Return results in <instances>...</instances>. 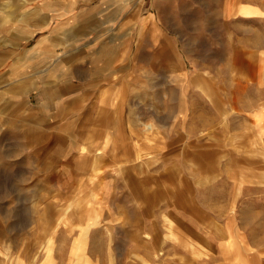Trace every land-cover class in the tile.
Instances as JSON below:
<instances>
[{"label": "rangeland", "instance_id": "374dc122", "mask_svg": "<svg viewBox=\"0 0 264 264\" xmlns=\"http://www.w3.org/2000/svg\"><path fill=\"white\" fill-rule=\"evenodd\" d=\"M37 1L0 0V264L206 255L210 244L180 229L169 195L230 185L235 211L241 185L264 184L261 0H78L104 8L106 27L88 30L105 34L89 51L96 61L72 73L86 95L60 97L39 89L27 28ZM68 54L52 51L49 63ZM218 227L209 229L224 236ZM181 231L184 249L201 253L167 255L166 237L177 243Z\"/></svg>", "mask_w": 264, "mask_h": 264}, {"label": "crops", "instance_id": "0c3cea01", "mask_svg": "<svg viewBox=\"0 0 264 264\" xmlns=\"http://www.w3.org/2000/svg\"><path fill=\"white\" fill-rule=\"evenodd\" d=\"M77 1L39 0L35 3V17L27 28L28 32L33 31L36 35L31 47H34L37 57L35 64L43 67L40 77L43 81L39 86L42 96L43 89L52 90L58 97L87 93L83 80L73 81L72 73L77 69L81 72L86 63L96 61V57L89 51L92 46H100L99 40L105 30L99 27L98 34L97 31H91L90 34L88 28L90 26L92 29V26L99 22L106 27V21L101 18L100 12L104 8L99 4L81 9L77 7ZM261 3L264 5V0H261ZM260 15V18L264 19V11ZM262 28L259 29L261 33L264 31ZM96 40L98 43H95ZM52 51L60 55L64 52L70 54L56 63H49ZM33 80L35 84H40L36 77ZM175 191L174 195H169V207L178 209L172 213L178 217L180 229L198 233L200 237H195V243H202L204 238L211 249L206 251V255L200 256L201 258L194 257L190 263L174 264H239L234 259L238 248L242 249L244 254L259 259L260 264H264V184L241 185V194L234 200V203L240 202L236 204L235 211L228 207V203L234 199L231 195L234 189L230 185L207 183L197 187L184 186ZM216 225H219L218 228L224 236H216L211 232L210 229ZM178 238L177 243H172L166 237L167 255L190 257L192 253H201L202 249L198 246L184 249L182 243L190 238L182 231Z\"/></svg>", "mask_w": 264, "mask_h": 264}, {"label": "bare ground", "instance_id": "6f19581e", "mask_svg": "<svg viewBox=\"0 0 264 264\" xmlns=\"http://www.w3.org/2000/svg\"><path fill=\"white\" fill-rule=\"evenodd\" d=\"M138 1H139V0H138ZM250 12H251V11H250L249 9H248V10L246 9V10H243V11H242V13H244V14H245V13H250ZM197 82H198V81H197ZM84 150H85L84 148H82V147L80 148L81 153H83ZM98 152H99V151H98ZM85 229L87 230V227H86ZM84 234H85V233H84ZM49 242H50V241H49ZM79 259H80V258H79Z\"/></svg>", "mask_w": 264, "mask_h": 264}]
</instances>
